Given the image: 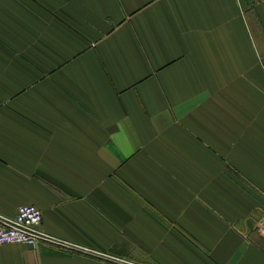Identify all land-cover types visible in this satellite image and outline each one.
I'll list each match as a JSON object with an SVG mask.
<instances>
[{"label": "crops", "instance_id": "obj_1", "mask_svg": "<svg viewBox=\"0 0 264 264\" xmlns=\"http://www.w3.org/2000/svg\"><path fill=\"white\" fill-rule=\"evenodd\" d=\"M91 249L0 264H264V0H0V212Z\"/></svg>", "mask_w": 264, "mask_h": 264}, {"label": "built area", "instance_id": "obj_2", "mask_svg": "<svg viewBox=\"0 0 264 264\" xmlns=\"http://www.w3.org/2000/svg\"><path fill=\"white\" fill-rule=\"evenodd\" d=\"M41 221L42 209L34 203L19 204L13 215L0 212V244L16 242L34 246L41 242H48L62 246H72L84 252H95L108 258H114L106 252L91 249L88 246L48 232L42 228ZM122 261L128 264L133 263L129 260Z\"/></svg>", "mask_w": 264, "mask_h": 264}]
</instances>
